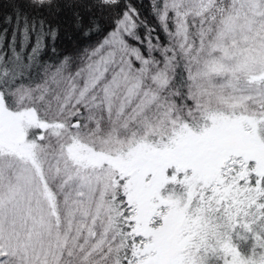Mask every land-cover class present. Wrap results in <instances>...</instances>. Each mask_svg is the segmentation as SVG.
I'll return each mask as SVG.
<instances>
[{"label": "snow or ice", "instance_id": "snow-or-ice-1", "mask_svg": "<svg viewBox=\"0 0 264 264\" xmlns=\"http://www.w3.org/2000/svg\"><path fill=\"white\" fill-rule=\"evenodd\" d=\"M0 264H264V0H0Z\"/></svg>", "mask_w": 264, "mask_h": 264}, {"label": "trees", "instance_id": "trees-1", "mask_svg": "<svg viewBox=\"0 0 264 264\" xmlns=\"http://www.w3.org/2000/svg\"><path fill=\"white\" fill-rule=\"evenodd\" d=\"M63 46H66V47H68L69 49H71V43L70 42H68V41H64L63 42Z\"/></svg>", "mask_w": 264, "mask_h": 264}]
</instances>
